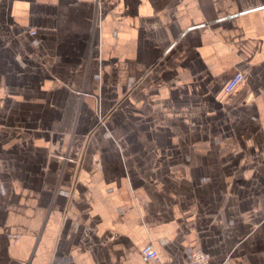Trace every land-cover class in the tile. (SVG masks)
<instances>
[{
    "label": "crops",
    "instance_id": "crops-1",
    "mask_svg": "<svg viewBox=\"0 0 264 264\" xmlns=\"http://www.w3.org/2000/svg\"><path fill=\"white\" fill-rule=\"evenodd\" d=\"M148 243L264 264V0H0V264Z\"/></svg>",
    "mask_w": 264,
    "mask_h": 264
},
{
    "label": "built area",
    "instance_id": "built-area-1",
    "mask_svg": "<svg viewBox=\"0 0 264 264\" xmlns=\"http://www.w3.org/2000/svg\"><path fill=\"white\" fill-rule=\"evenodd\" d=\"M243 78H244L243 72L241 71L236 72L226 84L225 86L226 91L230 92L234 88H236L239 85V83L243 80ZM141 254H143V256H145L146 259L154 260L159 264H175L171 261H163L161 259V255L157 250V248H155L150 243L146 244L141 248ZM208 261H209V256L207 252L201 247H195L190 251L189 257L185 261L178 264H208Z\"/></svg>",
    "mask_w": 264,
    "mask_h": 264
}]
</instances>
